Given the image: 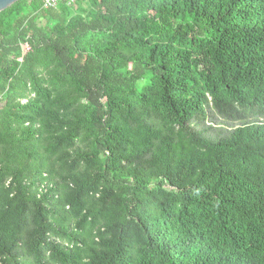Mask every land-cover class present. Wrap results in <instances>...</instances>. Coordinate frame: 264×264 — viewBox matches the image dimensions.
Masks as SVG:
<instances>
[{"label": "trees", "instance_id": "1", "mask_svg": "<svg viewBox=\"0 0 264 264\" xmlns=\"http://www.w3.org/2000/svg\"><path fill=\"white\" fill-rule=\"evenodd\" d=\"M0 264H264V0L0 11Z\"/></svg>", "mask_w": 264, "mask_h": 264}, {"label": "water", "instance_id": "2", "mask_svg": "<svg viewBox=\"0 0 264 264\" xmlns=\"http://www.w3.org/2000/svg\"><path fill=\"white\" fill-rule=\"evenodd\" d=\"M18 0H0V11L6 9Z\"/></svg>", "mask_w": 264, "mask_h": 264}, {"label": "built area", "instance_id": "3", "mask_svg": "<svg viewBox=\"0 0 264 264\" xmlns=\"http://www.w3.org/2000/svg\"><path fill=\"white\" fill-rule=\"evenodd\" d=\"M60 0H44V5L46 7H51V6H55L57 5V3L59 2ZM69 3H72V2H75L76 0H67Z\"/></svg>", "mask_w": 264, "mask_h": 264}]
</instances>
